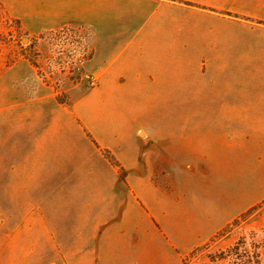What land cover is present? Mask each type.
Returning a JSON list of instances; mask_svg holds the SVG:
<instances>
[{"label": "crops", "instance_id": "obj_1", "mask_svg": "<svg viewBox=\"0 0 264 264\" xmlns=\"http://www.w3.org/2000/svg\"><path fill=\"white\" fill-rule=\"evenodd\" d=\"M263 3L0 0L30 36L72 29L80 41L51 50L47 61L59 67L87 56L82 69L98 79L91 92L72 94L70 105L57 102L47 125L34 122L28 144L23 128L10 145L0 129V215L10 199L31 216L12 226L0 221V264H183L244 214L248 192L222 206L196 194V207L184 209L152 187L150 172L211 166L231 159L230 136H264V42L247 45L256 30L226 15L254 17L232 8ZM169 104L187 105L172 113ZM183 119L196 125L182 127ZM23 199L31 200L25 210ZM258 221L264 231V209Z\"/></svg>", "mask_w": 264, "mask_h": 264}, {"label": "rangeland", "instance_id": "obj_2", "mask_svg": "<svg viewBox=\"0 0 264 264\" xmlns=\"http://www.w3.org/2000/svg\"><path fill=\"white\" fill-rule=\"evenodd\" d=\"M232 9L254 15L249 18V24L257 32L256 39L251 37L247 45H262L264 25L258 22L264 21V3L262 5L237 6ZM239 16L240 20L248 18L243 15ZM55 33L36 37L24 32V38L29 41L22 43L18 41L21 34L16 38L13 37L9 26L0 20L1 92L3 85L6 89V117L0 119V129L1 132L6 133L4 137L7 138L9 145L14 143L16 137H19L15 135V129L18 128H23L22 141L24 145L28 144L29 130L32 124L34 125L35 122V125L44 126L49 123L50 112L58 102V97L70 105L72 94L74 97H78L94 89L89 84L90 78L86 77L83 69L69 70V64L76 61L59 67H54L47 61L51 50L55 49L62 53L67 51L70 43L74 41V44H77L80 41L77 35L76 39L64 38L58 42L61 38L59 36L55 40ZM34 61L38 67L34 65ZM186 105L169 104L167 111L174 113L184 109ZM34 108L38 110L39 118L34 119ZM167 121H172L169 126L172 125V128L177 127L178 129V126L175 125L176 120L168 118ZM201 123L203 127H209V120H201ZM195 125L196 120H182V127ZM230 141L235 146L232 152H227V154L231 153V159H218L211 166H152L150 172L152 187L156 191L175 196L177 201L183 203L184 209L196 207V194L214 197L218 206H222L230 200L235 203L240 200V193L248 192V197L243 199L244 208L247 209L244 211L246 213L253 206L264 201L258 202L264 193V150L259 149V145L264 143V136L232 135ZM20 201L24 206L23 210L26 205H31L30 199ZM13 204L19 205L18 200L17 202L6 200L4 206L7 213L0 215V221L9 226L22 220L28 221L31 216L20 215L19 209L16 210ZM15 210L16 213L13 212ZM258 219L259 214L232 225L225 235L218 236L217 234V237L211 242L197 250L195 248L193 252L187 254L183 264H242L238 258L243 256L244 248L238 251L240 256L235 253L231 256L223 254H226L232 247V245L226 247L227 244L235 245L241 237H246L249 244L252 242L263 243L264 231L260 227ZM9 226L6 227L7 233H11Z\"/></svg>", "mask_w": 264, "mask_h": 264}, {"label": "trees", "instance_id": "obj_3", "mask_svg": "<svg viewBox=\"0 0 264 264\" xmlns=\"http://www.w3.org/2000/svg\"><path fill=\"white\" fill-rule=\"evenodd\" d=\"M214 11V10H212ZM226 15L234 17L236 19H240L241 17L239 15H233L232 13H226ZM246 19V18H242ZM246 20H250L247 18ZM259 24L264 25V21H259ZM34 65L37 66L36 62L34 61ZM38 67V66H37ZM58 102L62 105H69L68 102L62 101L58 97ZM95 142V140H94ZM95 144L98 146V144L95 142ZM99 147V146H98ZM103 155L116 167H118L121 170V174L124 180H126V172L121 167L120 163L116 159V157L111 153V151L107 149H102ZM264 209V201L254 207H252L250 210H248L246 213L242 214L238 219H236L231 225H229L226 229L221 231L218 236H223L225 233L228 232V230L231 228L232 225L240 223L241 220H245L249 217L255 216L260 214V212ZM217 237V236H216ZM246 247V248H245ZM244 248V254L242 257H239L238 260L242 261V264H262L263 261V253H264V242L261 244H255V243H248V240L246 237H241L239 241L236 242L234 246H232L226 254V256H231L233 253L237 254L238 251ZM245 259V260H244Z\"/></svg>", "mask_w": 264, "mask_h": 264}, {"label": "built area", "instance_id": "obj_4", "mask_svg": "<svg viewBox=\"0 0 264 264\" xmlns=\"http://www.w3.org/2000/svg\"><path fill=\"white\" fill-rule=\"evenodd\" d=\"M0 20L9 26L10 32L12 33L13 37L16 38L17 35L21 34V37L18 40L19 42L23 43V42L29 41V39L27 40L24 38L23 36L24 32L21 28L20 23L10 18L6 14V12L4 11V8L1 5H0ZM59 36L61 39H59L58 42L62 41V39L64 40V38H71V39L77 38V34L70 28H64L60 30L59 32H56L54 34V39L56 40V38H58ZM70 45H74V41L73 43H70ZM86 61H87V56L80 57L76 62L69 64V70L70 71L81 70ZM89 84L95 88L98 85V79L90 78Z\"/></svg>", "mask_w": 264, "mask_h": 264}]
</instances>
